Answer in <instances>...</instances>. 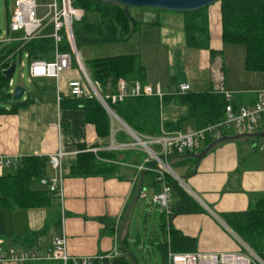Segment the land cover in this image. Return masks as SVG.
Instances as JSON below:
<instances>
[{
  "label": "crops",
  "instance_id": "0c3cea01",
  "mask_svg": "<svg viewBox=\"0 0 264 264\" xmlns=\"http://www.w3.org/2000/svg\"><path fill=\"white\" fill-rule=\"evenodd\" d=\"M208 13L210 45L216 53L213 56L210 50L186 47L185 17L182 13H162L159 16L162 21H158L156 26L160 31L169 29L176 33L175 36H180L179 40L177 37L172 38V44L180 48L186 60L192 57L190 64L195 63V68L203 67L208 71L205 87L215 89L222 83L233 94L238 106L250 105L256 99V92L264 87L245 92L226 86L225 69L219 72L216 68L220 52L224 53L225 47L221 40V10L219 21L215 18V31L211 28L209 10ZM19 35L16 33L12 37ZM75 78H81L76 64L61 76L59 84L63 95L60 101L57 83L49 79V86L44 80L40 81L37 84L39 91L24 95L18 104L13 100L6 104L0 102V106L7 110L0 112V154L49 157L59 149L68 153L63 160V197L61 199L52 195V209L0 210V264H19L1 261V257L11 251L46 250L56 237L62 236L67 238L68 251L75 257L104 256L117 246L121 253L125 248L128 249L141 264L143 250L151 248L152 251L157 250L164 264L166 255L175 252L171 246V229L195 240L191 249L176 252L245 250L247 243L231 227L225 215L247 212L264 195V142L248 138L222 141L199 162L193 158V154L204 148V142L181 156L169 155L167 163L185 196L173 190L171 202L174 212L168 219L165 210H157L158 206L151 202L155 194L162 192L164 182L158 179L155 171L138 173L129 165L140 164L143 160L139 155L124 150L117 152L116 161H112L117 169L110 175H71V167L80 153L105 151L111 145L112 135H118L120 141H124L121 138L128 135L115 121L112 123L111 136L98 135L95 124L86 118L82 98L69 93L68 82ZM149 79L148 75V82L152 83ZM160 82L157 80L154 83ZM162 86L170 88V80ZM170 91L173 92L172 89ZM171 107L167 106L165 112L170 111ZM164 116L163 113V119ZM191 127L188 125V128ZM236 133L238 131H227L230 135ZM55 176L56 171L48 161L44 177ZM34 188L49 193L41 179L34 182ZM141 192H145L146 197H142ZM146 205L150 211L157 212L154 224L145 223V230L152 226L149 238L142 222H139L141 217L137 218ZM136 219L138 224L135 223Z\"/></svg>",
  "mask_w": 264,
  "mask_h": 264
},
{
  "label": "trees",
  "instance_id": "16d2710c",
  "mask_svg": "<svg viewBox=\"0 0 264 264\" xmlns=\"http://www.w3.org/2000/svg\"><path fill=\"white\" fill-rule=\"evenodd\" d=\"M74 4L84 9L85 12L83 19L74 25V36L78 50L81 42L106 45L128 40L141 27V23L136 21L132 15V19H130L123 6L92 0H75ZM220 6L223 45L245 47V70L264 72V0H221ZM89 13L98 14V19L89 21L87 19ZM182 14L185 17L186 47L210 50L211 56L215 55L216 53L210 45L211 31L208 8ZM63 49L71 52L70 46L66 42L63 44ZM24 52L29 54L30 60L51 59L54 53L53 39L42 37L27 43L13 41L8 43L6 48L0 52L1 103L6 104L12 101L10 79L5 77L3 71L9 67L12 61L16 60L18 54ZM220 54L223 55V51ZM88 68L92 79L102 87L103 93L109 85L114 90L116 82L120 78H126L129 81L148 82L147 68L135 54L125 53L95 58L90 61ZM189 84L191 90L183 94L175 93L178 85L174 90L171 86L168 89L163 86L164 90H168V92L166 91L167 94L162 100L157 97H136L110 105L131 129L139 134L149 136L160 135L162 129L166 131L184 130L187 121L191 122L190 125L194 129H201L222 121L225 117V108L230 102L238 107L236 99L233 98L232 101H229L225 94L217 92L211 87L197 90L192 83ZM171 89L173 92L170 91ZM14 102L18 104L21 101ZM81 102L84 105L87 120L95 124L98 135L111 136L113 120L101 103L95 98L86 97H82ZM171 102H175L178 107L185 108L186 113L176 119H163L162 108ZM3 111L7 110L0 106V112ZM116 139L120 141L118 135H116ZM121 139L125 140L126 136L124 135ZM213 140L214 138L208 137L205 141V147ZM117 152L119 151L105 150L96 154L82 152L71 167V175H110L117 169V165L112 162L116 161ZM186 152L182 154L175 152L172 155L181 156ZM48 161L49 157L22 156L18 165L0 176V210H29L41 207L52 209L54 207L53 196L50 192L34 188V182L44 177ZM149 166L156 167L157 165L151 162ZM166 180L172 187V192L175 189L182 194L174 179L166 175ZM182 195L185 196V194ZM225 217L231 227L255 252L264 255V195L247 212L229 214ZM170 233L173 251L193 247L195 241L193 238L180 235L172 229ZM167 259L168 254L164 259V264H167ZM24 264H63V262L45 260ZM112 264H139V261L125 248L123 253L113 260Z\"/></svg>",
  "mask_w": 264,
  "mask_h": 264
},
{
  "label": "built area",
  "instance_id": "2783aa9c",
  "mask_svg": "<svg viewBox=\"0 0 264 264\" xmlns=\"http://www.w3.org/2000/svg\"><path fill=\"white\" fill-rule=\"evenodd\" d=\"M75 0H53L48 4L49 12L45 17H38L37 0H15L12 8V15L9 24V32L2 31L0 43H10L22 41L27 43L33 39L49 37L54 42L53 58L32 59L30 62V79L44 80L54 79L57 83L58 100L63 95L60 87L62 74L73 69L74 64L81 74V78L71 79L68 82V90L74 97L97 99L107 110L111 119H117L111 113V103L123 102L128 98L136 97H157L160 100L167 94L161 83L142 82L140 80L129 81L120 78L116 82L114 90L103 93L99 83L95 82L88 74L78 53L74 25L84 17V9L75 6ZM51 17L49 22H45L46 17ZM50 30L49 32H46ZM12 33L19 36L12 37ZM66 42L71 52L63 49ZM29 58V54L25 53ZM10 66V65H9ZM23 66V63H22ZM8 68V67H7ZM6 68V69H7ZM17 69V67H16ZM10 93L13 95V78L10 79ZM191 90L188 82L178 84L175 93H186ZM217 92L225 94L229 101H232V93L224 88L221 83L217 87ZM25 95V94H24ZM115 113V112H114ZM131 138V141H117L112 135V142L105 150L122 151L139 149L147 156L140 164L129 163L138 173L143 171H155L158 179L164 182L162 192L155 194L151 202L160 205L166 212L167 218L173 215V205L171 202L172 187L166 180V175L172 172L167 163V158L173 153L182 154L190 149L198 148L208 137H214L227 131H238V133H253L264 129V89L256 92V99L250 105H235L230 102L225 108V117L222 121L210 124L201 129L186 128L184 130L166 131L162 129L160 135H143L123 128ZM97 151V149H93ZM68 153L59 149L49 156V162L56 171L55 177H43L41 183L45 185L49 192L56 197H63V160ZM21 156L0 154V176H3L9 169L19 164ZM153 162L156 167L149 166ZM142 197H146L145 192H141ZM121 255L119 248L114 246L109 254L93 257H75L68 251L67 238L65 236L56 237L52 245L46 250L37 251H11L7 256H2L1 261H12L24 264L31 261H62L63 264H112L113 260ZM167 264H264V255H259L251 247L245 244V250L236 252H169Z\"/></svg>",
  "mask_w": 264,
  "mask_h": 264
},
{
  "label": "rangeland",
  "instance_id": "374dc122",
  "mask_svg": "<svg viewBox=\"0 0 264 264\" xmlns=\"http://www.w3.org/2000/svg\"><path fill=\"white\" fill-rule=\"evenodd\" d=\"M14 1L15 0H0V28L3 32H9V24ZM37 2L38 17H45L49 12L48 4L52 3L53 0H37ZM208 10L212 17L211 28L215 31V18L219 21L221 10L220 2L211 5L210 7H208ZM130 11L135 20L143 24V26H141V28H139L138 31L130 39L106 45L88 44L86 42L80 43L79 50H77L88 74L90 75L88 67L90 65V61H92L93 59L127 53L137 55L140 58L141 62L147 66L148 75L150 76L149 81L152 83L158 80L161 81L160 83L161 85H163L165 81L170 80V86L175 89L180 82L189 81V83L193 84L195 89L199 87L206 88L205 84L208 81V79L206 78L208 71L204 70L205 68L203 67L195 68V63L190 64L192 62V60L190 61L192 57H187L186 60L185 54H182L180 48L172 44L173 39H176L177 37V39L179 40L180 36H175L176 33H173L169 29H161L160 31V29L156 26V23H158V21H162L159 17L160 14L174 12H167L148 7H132ZM98 17V14L89 13L87 19L89 21H93L97 20ZM50 19V16L46 17L45 22H49ZM49 31L50 30H47L46 32ZM146 32L148 33L145 35ZM168 34L173 35L169 36ZM11 35L14 36L16 35V33H12ZM7 45L8 43H0V52L4 48H6ZM170 54H172V56L169 59ZM245 55L246 49L243 46L227 45L224 47V53L223 55L221 54L218 57L216 68L219 72H222L225 69L226 86H231L233 88H238L239 90L244 91L256 90L258 88L264 87V72H248L245 70ZM195 59L196 61H198L197 57ZM15 61L17 63V69L13 75V89L17 85H22L25 87L27 92L25 96L37 93V91H39L40 89L37 84L43 80L30 79L29 66L31 60L27 58L24 53H22L17 55ZM78 77H80V75ZM43 82L46 83V86H49V79H44ZM100 90L103 91L101 86ZM111 90L112 88L109 85L105 89V92H109ZM214 90L216 91L217 87ZM169 106H172L170 108V111L168 110L165 112L167 106L162 108V114H165L164 119H176L180 115L186 113V109L178 107L175 102H171L168 107ZM115 123L116 125L119 126L120 124V126L123 127L120 122L115 121ZM190 123V121L186 122L185 129L188 128V125L190 126ZM254 140H260L264 142V137L256 138ZM124 141H131V138L127 135ZM202 146L205 147V142L202 144ZM125 151H128L134 155H139L142 160H144L147 156L139 149H130ZM168 175L172 179H174L173 172H170V174ZM154 205L158 206L157 210L159 208H162L160 205ZM144 207L145 210L140 211L141 213H139L137 218L139 219L141 217V220L139 222H142L141 224L145 230V223H148L149 225L150 223L151 225L155 223V220L157 219V212L150 211L151 209L148 205ZM165 217H167L166 212ZM135 223L138 224L137 219L135 220ZM145 231L147 232L149 238L152 233V226H150V228ZM149 240L150 239H148L147 241ZM141 256L143 257L141 264H163L162 258L158 254L157 250L152 251L151 248H149V250L144 249Z\"/></svg>",
  "mask_w": 264,
  "mask_h": 264
},
{
  "label": "water",
  "instance_id": "95a60500",
  "mask_svg": "<svg viewBox=\"0 0 264 264\" xmlns=\"http://www.w3.org/2000/svg\"><path fill=\"white\" fill-rule=\"evenodd\" d=\"M92 1L117 4L123 6L130 19H132L130 13V9L132 7H148V8L159 9L167 12L185 13V12H193L200 9L208 8L211 5L220 2L221 0H92ZM0 34H1V28H0ZM16 67H17L16 61H12L10 66L3 71V74L7 79L13 78V75L16 71ZM25 92L26 89L24 86L17 85L14 88L12 100L21 101L24 97ZM111 113L117 119V121L123 125L125 129L134 132L133 129H131V127H129L116 113H114L112 110ZM260 137H264V131H258L253 133H236L231 135L224 133L220 137H217L213 141H211L206 147L203 148L202 151H200L197 154H193V157L196 158V160L199 162L202 159V157H204L215 145H217L222 141L238 140L243 138L256 139ZM177 179L181 181V178L178 177Z\"/></svg>",
  "mask_w": 264,
  "mask_h": 264
}]
</instances>
